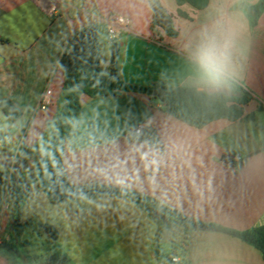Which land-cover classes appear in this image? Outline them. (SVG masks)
Returning <instances> with one entry per match:
<instances>
[{"label":"crops","instance_id":"obj_1","mask_svg":"<svg viewBox=\"0 0 264 264\" xmlns=\"http://www.w3.org/2000/svg\"><path fill=\"white\" fill-rule=\"evenodd\" d=\"M259 1L208 0L199 9L177 0H0V154L16 156L11 167L0 163V244L10 238L15 193L23 189L21 221L53 225L57 240L41 230L58 250L53 254L66 255L67 264H264L261 252L240 238L173 225L162 210L240 231L264 225V13L252 25L246 12ZM154 2L169 23L154 20ZM112 15L132 19L114 38L107 22ZM227 17L242 22L238 74L227 87L213 90L198 79L195 51L204 32ZM90 25L98 28L102 72H111L117 49L126 84L250 96L241 119H219L202 128L169 114L153 93L81 97L63 157L69 181L147 197L156 218L123 195L51 204L34 171L25 167L36 166L41 136L58 111L64 85L60 59L71 38ZM47 88L53 91L51 104L41 109ZM3 102L13 103L21 117L11 120ZM140 124L146 126L142 133L155 132L158 144L134 139ZM0 264L11 262L0 254Z\"/></svg>","mask_w":264,"mask_h":264},{"label":"trees","instance_id":"obj_2","mask_svg":"<svg viewBox=\"0 0 264 264\" xmlns=\"http://www.w3.org/2000/svg\"><path fill=\"white\" fill-rule=\"evenodd\" d=\"M179 3L188 2L202 9L208 0H177ZM246 12L252 25L258 23L264 13V0L247 6ZM59 69L64 75L62 94L58 100V111L54 118L47 123V130L41 136V157L36 163L34 181L43 191L51 204H58L68 199L91 198L99 196L123 195L143 204L148 214L156 218V206L144 196L130 193L113 186L102 184L75 185L68 179L63 157L65 144L72 134L76 116L82 108L81 97L88 95L92 98L116 95L121 91H136L153 93L159 85L154 87L134 86L124 83L118 71V50L112 56V68L109 74L102 72L100 67L99 36L96 25L87 26L78 31L69 41V51L60 59ZM166 96L160 99L165 110L175 118L197 128H202L210 122L219 119L236 121L244 115L243 105L250 101V96L243 92L235 98L227 96L221 91L207 92L195 87L181 86L165 88ZM5 114L13 121L21 117V111L11 102L1 103ZM246 119H252L248 115ZM138 141H148L152 145L158 144V138L153 130H148L134 138ZM264 149V148H263ZM27 149L23 148V152ZM27 192L20 189L15 193V215L11 224L10 238L0 244V254L6 256L11 264H25L21 258L25 257L24 248L29 245L27 240L21 241L26 223L21 221V210ZM165 214L173 219V225L182 224L188 227L200 225L208 229L217 230L240 238L258 249L264 259V225L250 230L227 229L214 224L193 222L187 216L169 207H163ZM41 228L52 240H57L59 233L50 224H43ZM28 263L29 260L27 259ZM66 255L53 254L45 264H67Z\"/></svg>","mask_w":264,"mask_h":264},{"label":"clouds","instance_id":"obj_3","mask_svg":"<svg viewBox=\"0 0 264 264\" xmlns=\"http://www.w3.org/2000/svg\"><path fill=\"white\" fill-rule=\"evenodd\" d=\"M242 22L222 18L202 35L195 51L198 79L213 90L227 87L238 74Z\"/></svg>","mask_w":264,"mask_h":264},{"label":"rangeland","instance_id":"obj_4","mask_svg":"<svg viewBox=\"0 0 264 264\" xmlns=\"http://www.w3.org/2000/svg\"><path fill=\"white\" fill-rule=\"evenodd\" d=\"M27 167V171L32 172L35 170V163H32L31 168ZM27 184L25 181L24 186ZM31 187V185H29ZM32 215V212L29 213ZM32 217V216H31ZM39 223L32 218L29 224L25 225L21 241L27 240L29 245L24 248L26 258L29 260L28 264H45L46 259L53 253H57V249L53 247L52 240L44 237Z\"/></svg>","mask_w":264,"mask_h":264},{"label":"built area","instance_id":"obj_5","mask_svg":"<svg viewBox=\"0 0 264 264\" xmlns=\"http://www.w3.org/2000/svg\"><path fill=\"white\" fill-rule=\"evenodd\" d=\"M56 10V6L52 5L49 9L50 14H54ZM108 24H109V36L111 38H114L119 29H128L129 26L132 23V19L129 16H123V15H112L108 18L107 20ZM52 89L51 88H47L45 90V92L42 94L41 98H40V108L41 109H46L47 106H49L51 104V99H52ZM145 124H140L137 126V128L134 130V133L137 135L142 134V132L145 129ZM237 160H240L241 157H237ZM174 261H177V259H173Z\"/></svg>","mask_w":264,"mask_h":264},{"label":"water","instance_id":"obj_6","mask_svg":"<svg viewBox=\"0 0 264 264\" xmlns=\"http://www.w3.org/2000/svg\"><path fill=\"white\" fill-rule=\"evenodd\" d=\"M152 9H153L154 20L156 22L163 23V24L169 23V20L163 14V12L161 11L160 6L157 2H154L152 4ZM153 94L157 98L163 99L166 96V90L164 87L160 86L154 90ZM15 161H16V156H14V154H12L11 152L0 154V163L5 165V166L11 167L15 163ZM195 228L208 229V228L202 227L200 225H196Z\"/></svg>","mask_w":264,"mask_h":264}]
</instances>
